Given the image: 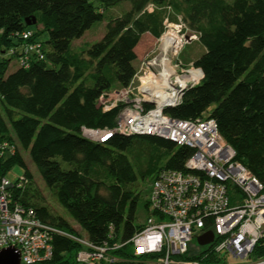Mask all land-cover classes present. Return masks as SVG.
<instances>
[{"label": "trees", "instance_id": "trees-1", "mask_svg": "<svg viewBox=\"0 0 264 264\" xmlns=\"http://www.w3.org/2000/svg\"><path fill=\"white\" fill-rule=\"evenodd\" d=\"M124 2L130 9L107 20L98 42L72 48L105 20L107 9ZM32 17L41 30L26 25ZM166 18L183 20L204 48L194 61L202 81L166 113L214 119L235 159L264 184V0H0V53L18 45L20 40L12 38L16 33L31 30L33 41L48 35L41 42L44 60L8 73L12 59H0V140L17 151L0 155V179H8L17 165L24 168L26 183L14 189V198L33 208L43 223L80 236L64 216L31 193L33 174L24 152L59 206L96 243L107 239L110 228L123 240L141 228L134 224L137 175L153 180L163 169L184 170L193 150L172 141L113 134L106 142H95L82 134V128L115 127L119 109L104 112L99 98L129 85L142 36L159 38ZM52 244V258L38 264H75L80 245L60 236ZM193 245L198 248L196 241ZM210 250L195 254L191 247L186 258L222 264L221 255ZM250 259L264 261V238Z\"/></svg>", "mask_w": 264, "mask_h": 264}, {"label": "built area", "instance_id": "built-area-1", "mask_svg": "<svg viewBox=\"0 0 264 264\" xmlns=\"http://www.w3.org/2000/svg\"><path fill=\"white\" fill-rule=\"evenodd\" d=\"M152 11V10H149ZM25 30L14 37L18 45L0 53L17 67H29L45 58L43 44ZM127 87L103 93L104 112L119 109L112 130L82 128L84 137L106 142L113 134L155 136L193 150L184 170L163 169L150 184L149 216L134 235L123 240L110 228L106 240L92 242L75 233L43 223L36 211L14 198L24 188V177L0 179V250L13 247L21 264H38L53 256L56 236L81 248L75 264H203L186 256L196 239L212 232L214 241L199 251L221 255L222 264H247L264 238V184L235 157L214 119H180L167 109L183 103L185 93L198 86L203 72L194 62L184 63V47L199 40L183 20H164V32L155 39ZM16 146L0 140V155L13 156Z\"/></svg>", "mask_w": 264, "mask_h": 264}, {"label": "rangeland", "instance_id": "rangeland-1", "mask_svg": "<svg viewBox=\"0 0 264 264\" xmlns=\"http://www.w3.org/2000/svg\"><path fill=\"white\" fill-rule=\"evenodd\" d=\"M231 1V0H228ZM130 9V4L128 2H124L122 4H119L113 8H109L105 11V20L101 22L95 23L89 30L85 32L83 37L77 41H74L72 44V48L74 50L77 49H83L85 47H89L95 42H98L105 33V27L107 20L112 17H117L120 14H122L124 11H127ZM102 9H100L101 11ZM175 20H178L175 18ZM174 20V21H175ZM34 31L41 30V25H33L30 27ZM48 39L47 33H42L39 41L45 43ZM156 44L155 38H152L151 36L143 35L140 47L138 49V60L137 63H135L136 67H138L143 60V58L150 53L154 45ZM204 53L203 46L198 42H191L187 44L184 47V50L181 54V59L184 63H190L197 60L202 54ZM17 69V65L15 64V61L12 60L9 66V72H13ZM146 140H143V144H146ZM26 163L30 169V171L33 174V181L31 185V193L35 194L40 200V203L47 205L53 212L56 214H59L61 216H64L70 224L74 227V229L80 234L81 237L86 238L85 231L59 206V204L56 202L55 197L53 193L50 192V190L44 185L42 182L41 176L33 163L31 162V159L27 153H23ZM62 165L64 168H67V164L62 162ZM135 169L137 170V166L134 165ZM137 172V171H136ZM24 175V168L17 165L15 166L7 175L8 179L12 182L16 181L17 179L23 177ZM137 181L136 186L138 193L140 195L139 202L136 210V218L134 220L135 225L144 224L147 220V217L149 216V211L145 207V203L148 199V196L150 194V184L152 181L151 177H147L145 179H142L139 175H137ZM193 252L196 254L199 252V249L196 246H192ZM247 264H263L262 262L252 261L250 257L246 260Z\"/></svg>", "mask_w": 264, "mask_h": 264}, {"label": "water", "instance_id": "water-1", "mask_svg": "<svg viewBox=\"0 0 264 264\" xmlns=\"http://www.w3.org/2000/svg\"><path fill=\"white\" fill-rule=\"evenodd\" d=\"M25 22L27 26H33L36 24V18H26ZM213 241L214 234L212 232H206L196 239V244L197 246L203 247L211 244ZM0 264H21L20 253L13 247L0 250Z\"/></svg>", "mask_w": 264, "mask_h": 264}, {"label": "crops", "instance_id": "crops-1", "mask_svg": "<svg viewBox=\"0 0 264 264\" xmlns=\"http://www.w3.org/2000/svg\"><path fill=\"white\" fill-rule=\"evenodd\" d=\"M145 35L150 36L149 34H145ZM139 47H140V43H139V45L136 47V50H135L137 56H138V49H139ZM137 60H138V59H137ZM137 60L134 62V64L137 63ZM135 67H136V65H135Z\"/></svg>", "mask_w": 264, "mask_h": 264}]
</instances>
